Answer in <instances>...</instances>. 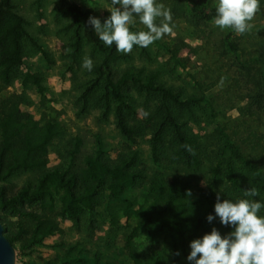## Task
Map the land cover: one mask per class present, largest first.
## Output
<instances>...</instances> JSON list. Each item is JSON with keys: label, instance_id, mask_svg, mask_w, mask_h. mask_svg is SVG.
Here are the masks:
<instances>
[{"label": "rangeland", "instance_id": "rangeland-1", "mask_svg": "<svg viewBox=\"0 0 264 264\" xmlns=\"http://www.w3.org/2000/svg\"><path fill=\"white\" fill-rule=\"evenodd\" d=\"M13 1L26 19L27 31L47 49L53 63L25 39L24 60L13 70L11 82L5 84L0 78V105L6 110L18 108L30 116L24 127L26 132L34 130L39 136L45 124L54 121L59 133L47 147L39 150L48 160L45 167L19 169L0 180V187H7V195L29 181L34 182L49 168L76 172L79 183L83 184L81 172L85 158L95 153L100 140L103 147L100 156L104 161L136 158L132 165L142 175L127 190L128 195H139L155 174H161L169 180L189 182L194 188L209 187L231 200L234 195L230 183L223 175L215 181L214 169L221 166V172H225L227 163L232 162L245 177L243 191L255 187L258 195L251 198L264 204V0H260L261 11L251 22V30L236 34L244 63L236 60L227 47L228 29L221 30L213 20L194 16L189 10V0H157L171 10L172 33L146 48V53L134 46L130 54H122L112 63L116 77L128 67L143 68L146 73H156L159 82L180 90L184 97L200 98L191 108L174 109L192 138V150L198 156V162L192 164L177 154L178 146L171 133L165 137L160 163L153 160L152 137L160 117L156 114L160 104L157 96L132 89L135 105V112L129 115V124L135 128L132 140L116 127L113 106L108 117H103L101 95L105 77H101L88 98L85 112L81 113V93L99 76L98 67L106 53L86 42L80 53L74 52L73 28L68 26L72 17L58 13L55 0ZM72 1L111 14V0ZM212 4H217V0H210ZM134 20L130 31L147 30L138 17ZM86 56L94 62L91 72L82 67ZM32 75L41 78L43 92L34 84ZM109 181L107 177L101 184L95 208L84 210L77 220L61 215L57 194L52 209L38 201L21 206L46 214L56 222L51 233L35 244L30 243L32 222L3 208L0 200V218L6 233L14 238L16 264H135L126 246V237L138 218L121 214L117 224L111 223L106 209ZM258 214H264V208ZM22 227L27 231L22 233ZM188 237L189 255L190 243L197 238ZM154 246L163 248L164 244L154 245L143 236L136 239L137 250L144 258ZM187 257H180L179 264H194Z\"/></svg>", "mask_w": 264, "mask_h": 264}, {"label": "trees", "instance_id": "trees-1", "mask_svg": "<svg viewBox=\"0 0 264 264\" xmlns=\"http://www.w3.org/2000/svg\"><path fill=\"white\" fill-rule=\"evenodd\" d=\"M54 4L58 13L72 17L68 26L73 28L72 45L75 53H80L85 42L106 53L98 67L99 76L87 84L81 93L80 112H85L89 96L99 84L101 77H105L101 95L103 117H108L113 106L116 127L123 136L132 140L135 134V128L129 124V115L135 112L132 89L157 96L160 98V104L156 114L160 117L152 137L153 160L160 163L161 154L164 153L165 137L171 133L173 141L178 146L177 154L188 164L197 163L198 156L192 150V138L185 131L184 124L174 109L191 108L200 102V98L184 97L180 90L159 82L156 73H146L143 68L131 66L116 77L112 63L123 55L116 51L115 45L106 47L88 24L89 17L99 18L103 22L110 14L94 7H84L72 0H55ZM188 6L194 16L203 20L211 21L216 16V4L210 5V0H189ZM135 30L139 31L138 28ZM25 39H29L44 58L53 63L47 49L27 31L26 19L17 11L15 2L0 0V78L5 84L11 82L13 70L23 63ZM225 42L234 58L244 63L234 30L228 29ZM141 49L146 53V48ZM31 77L38 90L43 92L41 78L38 75ZM0 111V180H5L19 169L45 167L48 160L40 155L39 150L47 147L59 133L58 124L54 121L47 122L43 131L36 136L34 130L24 131L25 125H28L31 119L29 115L22 113L18 108L6 110L1 105ZM189 147L191 152L188 150ZM102 152L103 147L98 140L95 153L85 158V167L81 172L83 184L79 183L78 173L56 167L46 169L34 182H27L11 195L6 194L7 187H0L2 207L32 222L31 244L39 243L47 237L56 226V222L46 214L25 210L21 206L38 201L52 209L57 194L61 202V215L77 220L84 210L95 208L97 192L107 177L110 181L106 209L111 223L117 224L121 214L138 218L137 224L126 237V246L135 264H179L180 257L188 256V235L202 239L205 234H210L213 228H216L222 237L234 231L232 226L222 225L219 217L215 215L217 194L213 189L200 186L194 188L189 182L169 180L161 174H155L139 195H128L127 190L135 185L142 175L140 169H135L132 165L136 158L107 162L101 158ZM220 167L216 166L214 169V179L219 181L222 175L226 178L233 190L234 197L231 200L235 202L238 199H252L244 195L246 180L236 165L228 162L225 172H221ZM256 173L263 178L259 170H256ZM47 200L49 202H46ZM220 200L223 202L225 199L220 195ZM209 215L214 217L211 222L207 220ZM4 228L6 233L5 225ZM20 231L23 233L27 229L22 227ZM6 235L13 244L14 238L7 233ZM140 236L154 245L162 243L164 247L154 246L150 255L144 258L136 247V239Z\"/></svg>", "mask_w": 264, "mask_h": 264}, {"label": "clouds", "instance_id": "clouds-1", "mask_svg": "<svg viewBox=\"0 0 264 264\" xmlns=\"http://www.w3.org/2000/svg\"><path fill=\"white\" fill-rule=\"evenodd\" d=\"M111 5L107 19L102 22L89 17L88 24L106 47L115 45L121 54H130L134 46L148 48L173 31L171 10L157 0H111ZM260 11V0H217L213 23L221 30L232 29L237 35H243L251 30V22ZM134 17L139 18L146 31H130ZM82 67L91 72L93 60L86 56ZM188 150L191 152L190 147ZM244 195L256 197L258 190L246 189ZM262 208L264 204L252 199L221 202L217 194L215 215L222 225L232 226L234 231L222 237L213 228L210 234L190 243L187 259L194 264H264V216L258 215ZM213 219L212 215L207 217L209 222Z\"/></svg>", "mask_w": 264, "mask_h": 264}, {"label": "water", "instance_id": "water-1", "mask_svg": "<svg viewBox=\"0 0 264 264\" xmlns=\"http://www.w3.org/2000/svg\"><path fill=\"white\" fill-rule=\"evenodd\" d=\"M0 264H16V248L5 233L0 218Z\"/></svg>", "mask_w": 264, "mask_h": 264}]
</instances>
